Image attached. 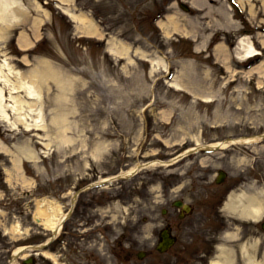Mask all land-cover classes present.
Segmentation results:
<instances>
[{
  "label": "rangeland",
  "instance_id": "374dc122",
  "mask_svg": "<svg viewBox=\"0 0 264 264\" xmlns=\"http://www.w3.org/2000/svg\"><path fill=\"white\" fill-rule=\"evenodd\" d=\"M239 1L206 0L213 12L206 16L208 10L196 5L181 8V0H75L71 7L91 13L101 37L82 35L81 25L53 1L39 5L47 15L31 8L28 19L0 25V62L8 63L11 85L20 82L18 70L33 83L31 72L43 71L42 64L56 76L37 74L44 128L9 129L0 121V140L11 150L20 153L23 146L38 153L37 159H22L20 174L12 156L0 151V264H8L20 246L47 242L55 228L42 209L56 205L55 215L62 217L92 182L141 163L169 161L198 144L264 134V74L255 69L264 63V0ZM38 18L44 19L39 36L33 23ZM170 18L193 34L168 32ZM22 32L32 42L26 48L18 41ZM242 36L263 56L239 62L232 55L227 69L213 45L234 49ZM204 37L206 45L198 49ZM115 41L129 45V53H112ZM141 50L169 68L154 66ZM175 79L186 88L172 86ZM63 112L67 118L56 122ZM64 125L69 138L53 140ZM219 170L227 172L221 185L215 182ZM243 193L264 197V139L200 151L170 166L155 164L81 192L47 252L16 263L223 264V247L231 252L230 264L262 263L264 209L250 218L228 205ZM181 196L196 203L194 218L179 220L172 202ZM196 218L195 227L190 222ZM167 224L178 242L160 253L159 233Z\"/></svg>",
  "mask_w": 264,
  "mask_h": 264
},
{
  "label": "bare ground",
  "instance_id": "6f19581e",
  "mask_svg": "<svg viewBox=\"0 0 264 264\" xmlns=\"http://www.w3.org/2000/svg\"><path fill=\"white\" fill-rule=\"evenodd\" d=\"M33 2H30V4L27 6L25 3H23L21 0H0V25L4 24L7 26L10 25H16L18 22L24 21L27 18L28 13L30 12L31 8H35L38 10L42 11L43 15H47L46 10H43L38 4L36 0H31ZM51 1H56V0H51ZM63 3H72L73 0H58ZM242 2V5H244L243 0H240ZM192 3L200 8H204V11L208 10L206 12V16L210 15L212 12V7L209 5L206 7V0H192ZM64 11L69 15V17L75 21L78 22L81 26H79L80 33L84 36L90 35V36H103V31L100 30V27L98 24H96V21L94 18L87 12H81V13H76L73 12L74 10L69 6H67ZM44 12V13H43ZM41 14V13H40ZM41 18L34 19L33 23L36 29V35L39 36L38 30L39 26L41 24L40 21ZM227 19H230L228 17ZM41 21H44V19H41ZM231 21V19H230ZM11 23V24H10ZM5 26V27H7ZM167 31L170 32L172 30H180L184 32H190L192 33L191 30H188L186 27L183 28L181 25H179L175 19L170 18V23L169 25L167 24ZM184 29V30H183ZM193 34V33H192ZM264 34V33H262ZM35 35V36H36ZM187 35V34H186ZM28 34L22 32L19 35V44L21 45V48H26L32 44V42L27 39ZM203 44L200 43L198 44V49H201L204 45H206V37L203 38ZM262 44L264 45V38L261 39ZM34 44V43H33ZM113 44V43H112ZM111 52L114 54H119V55H124L126 53H129L130 51V46L124 43L123 41H115L114 45H111L110 48ZM140 55L146 56L148 59H150L151 64L154 66H161V67H166L169 68V66L166 64L163 58L161 57H155L154 56H149L145 51H140L138 52ZM215 53L217 54V57L220 61H222L225 64V67L227 69H231L232 65V55L233 57H236L239 62H245L247 60L255 58L258 54L261 53V51L256 47L254 41L249 37V36H242L239 37L236 43V46L234 49H231L229 46H227L224 42L218 43L215 47ZM8 65V63H7ZM6 62L4 63V67H0V81H5V84L3 86L0 85V121L6 123L10 129H15L18 128V126H23L24 129L29 130L33 128L40 129V127L44 128V125L42 124V121H44V116L42 112V105L40 104L43 102V92H42V85H38V80L37 74H45V75H51L52 77H56L54 74V70L51 69L52 67L50 65L42 64L41 69L43 71H37L34 69L31 72V77H32V82L30 83L29 80H26L25 73L21 72L18 70V73L20 75V82L19 83H14L11 85V81L9 82L8 78V73L3 71V68H6ZM167 65V66H166ZM8 68V67H7ZM258 70L261 74H264V63L263 66L255 68ZM11 73V72H10ZM52 73V74H50ZM13 74V73H12ZM17 76V75H16ZM43 76V75H41ZM36 78V79H35ZM44 81V79H41ZM172 86H175L177 88L183 89L186 88L184 84L180 83L177 79L173 80L171 83ZM41 87V88H40ZM24 89V90H22ZM18 92H21V95H16ZM205 99H209V97H205ZM57 118V119H56ZM63 118H67L66 114L60 113L55 117L56 122L59 121V119L64 120ZM67 128L68 126H60L57 128L58 132L55 134L56 136L53 138V140L62 139H68L67 137ZM264 138V134L256 135V136H250V137H242V138H232L231 140H221L218 142H214L210 145H208L210 148L213 147H228L230 144L235 143V142H241V143H254L261 141V139ZM48 145V144H46ZM207 147V146H205ZM202 146V148H205ZM208 147V148H209ZM20 149V153H16L15 151L11 150L10 147H8L4 142L0 140V151L3 153H7L12 156V161L13 164L16 168L17 171H20L22 174V159L24 157L30 158V159H37L38 158V153L34 148H29V147H18ZM19 152V151H18ZM187 153H181L177 156L175 159H171L169 161H162V160H153L148 163H141L138 164L134 167H131L127 170H123L119 175L120 176H131L132 174H136L140 170L153 166L155 164H160V165H165L167 164L170 165L171 163L180 161ZM113 179V177H105L102 178L101 180L103 181H109ZM25 182H28V179L24 180ZM262 196H264L262 194ZM232 197V196H231ZM230 197V203L229 208L232 211H236L237 209H241L245 215H248L250 218L254 217L260 213H262L264 209V203L262 199L258 195L255 194H248V193H243L242 195L239 196L237 200L235 198ZM46 200V199H45ZM240 204V205H239ZM185 207V211L188 210L187 205H183ZM241 206V207H240ZM56 205H52L50 207V211H48L46 208L42 209L43 214L45 212V215L48 214V219L47 223H49L50 226L55 228L56 232H60L63 226V219L64 215L60 218H57L55 213H57ZM240 207V208H239ZM60 211V210H59ZM53 214V215H52ZM243 214V215H244ZM55 216V217H52ZM39 220V219H38ZM234 233H228L227 237L229 238L235 236ZM37 244L34 245H25V246H20L16 248L13 252V259L8 263V264H17L16 258H18V255H22L23 257L26 255H31L32 252L36 250H41V248L38 247H33ZM221 255L220 259L223 264H230L231 263V252L228 250L227 247L221 248ZM47 252L45 248L42 250L40 253H45ZM39 253V254H40ZM33 261V260H32ZM31 261V262H32ZM233 261V260H232ZM257 264H264L262 263H257Z\"/></svg>",
  "mask_w": 264,
  "mask_h": 264
},
{
  "label": "water",
  "instance_id": "95a60500",
  "mask_svg": "<svg viewBox=\"0 0 264 264\" xmlns=\"http://www.w3.org/2000/svg\"><path fill=\"white\" fill-rule=\"evenodd\" d=\"M162 236L164 240L163 242L160 243V245L158 246V249L161 251H164L167 247H169L174 242V240L169 238L167 231H164Z\"/></svg>",
  "mask_w": 264,
  "mask_h": 264
}]
</instances>
